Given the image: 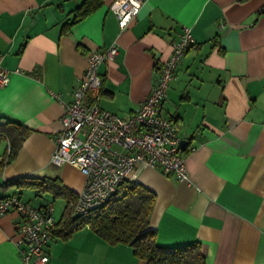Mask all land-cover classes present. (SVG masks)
Here are the masks:
<instances>
[{"label": "crops", "instance_id": "0c3cea01", "mask_svg": "<svg viewBox=\"0 0 264 264\" xmlns=\"http://www.w3.org/2000/svg\"><path fill=\"white\" fill-rule=\"evenodd\" d=\"M112 1L65 27L80 0H0V67L9 74L0 85V116L29 129L0 171V197L19 193L33 206L60 200L54 215L64 228V210L85 176L50 157L62 129L61 102L72 100L89 53L117 47L98 68L99 105L126 116L147 97L170 42L186 26L195 44L177 66L161 115L190 149L187 178L143 166L134 180L156 194L150 224L158 244L198 241L205 264H264V0H144L123 28ZM7 147L2 139L0 159ZM22 177L33 184H7ZM42 178L56 179L67 193L41 191ZM17 221L11 211L0 217V264H23L13 242ZM48 250V264H147L129 245L108 243L87 225L65 238L56 234Z\"/></svg>", "mask_w": 264, "mask_h": 264}, {"label": "built area", "instance_id": "2783aa9c", "mask_svg": "<svg viewBox=\"0 0 264 264\" xmlns=\"http://www.w3.org/2000/svg\"><path fill=\"white\" fill-rule=\"evenodd\" d=\"M144 0H113L110 3L120 27L138 17ZM195 44L189 27L170 42V53L147 97L137 109L120 116L99 105L100 64L117 53L115 45L97 48L88 55L87 66L72 89V100L64 108L62 129L54 136L50 162L69 163L85 176L82 190L73 207L74 215H84L101 206L126 179H135L143 166L158 168L164 174L187 178L185 153L169 117L161 115L170 81L185 51ZM9 80L0 67V85ZM14 212L18 218L13 242L23 264H48V246L56 225L54 203L33 206L18 193L0 199V217Z\"/></svg>", "mask_w": 264, "mask_h": 264}, {"label": "trees", "instance_id": "16d2710c", "mask_svg": "<svg viewBox=\"0 0 264 264\" xmlns=\"http://www.w3.org/2000/svg\"><path fill=\"white\" fill-rule=\"evenodd\" d=\"M103 3L104 0H80L69 12L71 16L64 26L70 27L83 20ZM28 133L29 129L16 120L0 116V141L7 140L8 143L7 150L0 159V171L14 158ZM182 151L186 154L190 149L183 146ZM25 180L28 184H33L34 181L22 177L9 180L7 184L19 186ZM37 181L46 184L41 191H51L54 198L67 193L56 179L42 178ZM76 199L77 195L69 199L63 215L66 225L58 229L56 224L53 236L60 234L65 238L73 229L87 225L108 243L129 245L133 253L147 264H205V256L198 241L176 246H165L156 242V228L150 224L156 194L142 183L129 178L122 180L101 206L84 215L73 214ZM75 221L76 224L72 227L71 224Z\"/></svg>", "mask_w": 264, "mask_h": 264}, {"label": "rangeland", "instance_id": "374dc122", "mask_svg": "<svg viewBox=\"0 0 264 264\" xmlns=\"http://www.w3.org/2000/svg\"><path fill=\"white\" fill-rule=\"evenodd\" d=\"M24 190H23V194H24ZM26 193V192H25ZM24 195H26V194H24ZM54 203V207H55V209H56V211H58V209H60L61 207H62V202L60 201V200H56L55 202H53Z\"/></svg>", "mask_w": 264, "mask_h": 264}, {"label": "water", "instance_id": "95a60500", "mask_svg": "<svg viewBox=\"0 0 264 264\" xmlns=\"http://www.w3.org/2000/svg\"><path fill=\"white\" fill-rule=\"evenodd\" d=\"M184 143H185V141L184 140H180V147H183L184 146Z\"/></svg>", "mask_w": 264, "mask_h": 264}]
</instances>
